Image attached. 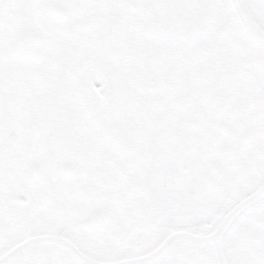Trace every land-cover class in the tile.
<instances>
[{
	"label": "snow or ice",
	"instance_id": "1",
	"mask_svg": "<svg viewBox=\"0 0 264 264\" xmlns=\"http://www.w3.org/2000/svg\"><path fill=\"white\" fill-rule=\"evenodd\" d=\"M0 264H264V0H0Z\"/></svg>",
	"mask_w": 264,
	"mask_h": 264
}]
</instances>
